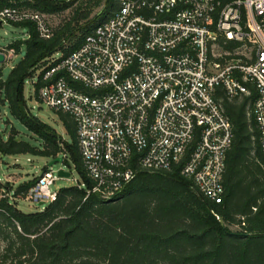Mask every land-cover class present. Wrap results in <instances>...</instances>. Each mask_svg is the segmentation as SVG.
Returning a JSON list of instances; mask_svg holds the SVG:
<instances>
[{"label": "built area", "instance_id": "1", "mask_svg": "<svg viewBox=\"0 0 264 264\" xmlns=\"http://www.w3.org/2000/svg\"><path fill=\"white\" fill-rule=\"evenodd\" d=\"M116 4L79 49L55 54L42 71L40 102L76 122L91 183L77 187L86 190L87 198L97 194L108 201L139 171L179 169L204 198L223 204L234 132L218 90L229 100H242L254 88L249 116L264 154V0ZM26 23L34 24L43 39L54 35L41 12L18 5L0 8V26ZM229 42L240 45L225 51ZM12 52L0 48L5 62ZM57 179L52 168L44 171L23 199L37 205L56 201L58 192L51 186ZM17 197L0 177V202L14 204Z\"/></svg>", "mask_w": 264, "mask_h": 264}, {"label": "trees", "instance_id": "2", "mask_svg": "<svg viewBox=\"0 0 264 264\" xmlns=\"http://www.w3.org/2000/svg\"><path fill=\"white\" fill-rule=\"evenodd\" d=\"M14 5L60 10L41 8L29 0H0V8ZM116 9L113 0L102 21ZM88 17L89 13L82 16ZM99 23L93 26L90 22L83 36L68 48L63 45L64 31L46 40L34 24H15L30 33L26 41L7 47L15 53L25 47V55L6 79L0 72V102L16 121L31 127L42 145L18 141L17 135L5 139L0 133L2 156L32 154L56 159L63 154L56 135L29 118L25 86L31 81L34 96L40 101L42 71L53 56H67L79 49ZM239 45L229 42L224 50L233 51ZM252 91L251 97L242 100H229L222 90L217 93L234 132L226 155L223 204L204 198L179 169L139 171L120 195L108 201L97 194L87 198L86 190L77 186L59 190L56 201L34 213H25L4 199L0 202V241L4 243L0 264H264V154L260 132L249 116L256 98L254 88ZM58 113L73 142L69 151L76 168L90 186L76 122L71 115ZM34 184H23L16 193L25 194ZM228 226H237L240 231L233 232Z\"/></svg>", "mask_w": 264, "mask_h": 264}, {"label": "rangeland", "instance_id": "3", "mask_svg": "<svg viewBox=\"0 0 264 264\" xmlns=\"http://www.w3.org/2000/svg\"><path fill=\"white\" fill-rule=\"evenodd\" d=\"M112 1L113 0H65L61 2L58 0H29V2L39 5L41 8H60V10L56 12H47L25 6L24 8L41 12L45 16L54 34L58 31H64L65 41L63 45L65 48H68L73 45L77 39L83 36L90 22L91 25L94 26L107 17ZM88 13L89 17L83 19L82 16ZM72 31L73 33L70 34ZM29 33L30 32L25 28L15 26L14 24H4L0 26V48H7L16 41H26L29 38ZM239 52L243 54L245 53V49ZM215 53L218 55L221 53V50L217 48ZM9 55L10 58L3 64H0L2 79H6L12 69L22 60L25 55V47H22L20 53L12 52L9 53ZM53 57L56 56L54 55ZM24 97L29 118L38 120L56 135L57 140L61 143L64 150L59 158H62L64 161L61 164L57 163L53 167H49L50 162L54 160L50 157L32 154L5 156L0 154V177L3 183L7 184L10 188L17 189L25 183L37 182L44 171L51 168L58 177L54 185L51 186L52 191L58 192L63 188L85 183L84 177L77 170L73 156L69 151L70 144L72 145L73 142L71 137L67 134L60 114L49 109L35 98L34 86L31 81L25 86ZM30 128L31 127H27L16 121L10 115L8 107L0 102V133L5 139L11 135H17L16 139L18 141L22 140L29 142L32 146H41L42 142ZM61 169L69 171L71 177L68 179L60 178L58 176V171ZM14 204L25 213L41 211L44 209L43 207L47 205L44 204L39 207L34 202L25 201L23 199V194H19ZM228 228L233 232L240 231V228L237 226H228ZM3 248L4 243L0 241V253H2Z\"/></svg>", "mask_w": 264, "mask_h": 264}, {"label": "water", "instance_id": "4", "mask_svg": "<svg viewBox=\"0 0 264 264\" xmlns=\"http://www.w3.org/2000/svg\"><path fill=\"white\" fill-rule=\"evenodd\" d=\"M4 62H5V55L0 53V64H3ZM63 161L64 160L62 158H56L50 162L49 167H53L57 163L61 164V163H63ZM58 176L60 178H63V179H68L71 177V173L69 171H65V170L61 169L58 171ZM43 205H44V203H41L38 206L41 207ZM216 217L219 219V217L217 215H216Z\"/></svg>", "mask_w": 264, "mask_h": 264}]
</instances>
